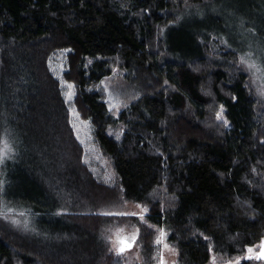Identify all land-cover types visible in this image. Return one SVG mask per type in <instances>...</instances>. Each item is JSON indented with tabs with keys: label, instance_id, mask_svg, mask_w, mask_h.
Segmentation results:
<instances>
[{
	"label": "trees",
	"instance_id": "1",
	"mask_svg": "<svg viewBox=\"0 0 264 264\" xmlns=\"http://www.w3.org/2000/svg\"><path fill=\"white\" fill-rule=\"evenodd\" d=\"M204 1L0 0V264H123L110 234L132 224L146 255L165 227L177 264H205L212 253L234 259L260 245L264 107L239 52L213 49L199 29L184 48L162 33L178 11ZM238 1L264 20V0ZM63 48L62 77L114 183L83 160L50 65ZM212 50L222 59L209 58ZM114 69L136 85L117 115L92 88ZM127 201L147 210L114 209ZM249 255L239 264H255Z\"/></svg>",
	"mask_w": 264,
	"mask_h": 264
},
{
	"label": "rangeland",
	"instance_id": "2",
	"mask_svg": "<svg viewBox=\"0 0 264 264\" xmlns=\"http://www.w3.org/2000/svg\"><path fill=\"white\" fill-rule=\"evenodd\" d=\"M226 5L229 8L223 10L222 8ZM258 14L256 9H249L238 0L236 4L228 0H206L202 3L185 6L178 11L176 19L164 26L162 33L171 44L184 48L189 44V34L199 29L200 38L207 39L213 49L218 48V45L236 49L239 52L237 63L249 75V87L257 96L260 106L264 107V72L261 71V68H264V20ZM68 50V48L57 50L50 59V65L62 84L64 97L69 108L70 125L77 140L83 146L84 162L100 180L114 183L115 175L111 163L95 141L90 121L81 117L72 103L75 86L62 77L65 54ZM214 52L215 50H212V52L207 53L208 57L214 60L222 59V56ZM135 86L125 73L114 69L111 73L95 81L92 88L107 101L111 113L117 115L123 107L135 98ZM222 111L221 108L218 113L222 115L221 120H225ZM114 209L123 213L141 215L147 210V207L139 202L127 201ZM20 215L5 213V217L13 222L21 221ZM161 232L164 234L163 240L161 244H157L156 241L161 239ZM168 234L169 231L165 227H156L151 254L146 255L137 240L138 226L136 224L116 227L110 234V248L117 255L115 251L118 247L117 238L127 237L130 240L132 236H136L132 248L121 255H117L123 259V264H161V258L163 264H177L178 250L169 241ZM249 248L253 249L252 253L248 252ZM258 249L259 244L250 246L246 248L244 255L252 254L255 256ZM244 255L234 259H226L212 253L210 260L205 264H236ZM252 260L255 264H264V259Z\"/></svg>",
	"mask_w": 264,
	"mask_h": 264
},
{
	"label": "snow or ice",
	"instance_id": "3",
	"mask_svg": "<svg viewBox=\"0 0 264 264\" xmlns=\"http://www.w3.org/2000/svg\"><path fill=\"white\" fill-rule=\"evenodd\" d=\"M244 61L242 60V63ZM251 67V66H250ZM261 71L264 72V68H261ZM217 119H222V115L221 113H217ZM225 125H227V122L225 121ZM163 232H161V239H158L156 241L157 244H161L162 240H163ZM136 240V236H132L129 240V238L127 237H119L116 240V244L118 245V247H116L115 251L117 253V255H121L123 254L126 250L131 249L133 246V243ZM249 253L253 252L252 248L248 249ZM246 259H264V241L261 242L260 244V252L258 255L252 256L249 255L248 257H246ZM161 264H163V259L161 258ZM236 264H239V261L236 262Z\"/></svg>",
	"mask_w": 264,
	"mask_h": 264
},
{
	"label": "water",
	"instance_id": "4",
	"mask_svg": "<svg viewBox=\"0 0 264 264\" xmlns=\"http://www.w3.org/2000/svg\"><path fill=\"white\" fill-rule=\"evenodd\" d=\"M262 241H264V239L263 240H261V242ZM261 242H260V244H261ZM259 252H260V245H259V249H258V251H257V254L256 255H258L259 254Z\"/></svg>",
	"mask_w": 264,
	"mask_h": 264
}]
</instances>
